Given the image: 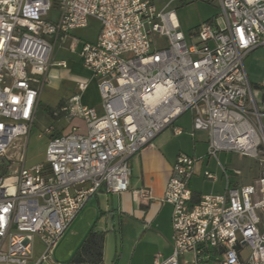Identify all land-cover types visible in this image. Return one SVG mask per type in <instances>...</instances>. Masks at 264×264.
I'll return each instance as SVG.
<instances>
[{"label": "built area", "instance_id": "1", "mask_svg": "<svg viewBox=\"0 0 264 264\" xmlns=\"http://www.w3.org/2000/svg\"><path fill=\"white\" fill-rule=\"evenodd\" d=\"M174 1L158 10L153 0H0V264L51 263L86 202L101 190L129 191L131 158L187 111L195 129L208 131V156L252 157L259 176L237 185L223 169L224 193L195 202L196 160L179 153L161 199L172 207V252L153 264H181L187 253L193 264H264V102L244 68L264 48V0H217L222 21L199 25L188 40ZM90 19L99 23L97 39L71 52L98 79L101 112L71 97L52 117L79 120L84 131L73 124L56 136L48 126L43 162L27 166L23 154L14 163L8 150L27 141L49 70L65 67L53 61L56 43ZM3 160L12 163L4 171Z\"/></svg>", "mask_w": 264, "mask_h": 264}, {"label": "crops", "instance_id": "2", "mask_svg": "<svg viewBox=\"0 0 264 264\" xmlns=\"http://www.w3.org/2000/svg\"><path fill=\"white\" fill-rule=\"evenodd\" d=\"M91 20L93 19H90L89 22ZM99 28L94 40L90 42L97 39ZM78 49L75 48V51H78ZM72 53H75L78 58L76 64L73 65L78 66L82 71L88 73V78L87 76H79L80 80L77 82V87L73 89L72 94L64 93L52 102L48 101L47 96L44 101L42 100L41 91L43 86L39 95L36 121L40 110L49 119V126L54 127V122L63 120L64 118L54 119L52 115H49L43 110V107L55 109L58 105H63L75 95L80 96V102L83 106L92 107L98 112H101V98L97 87L98 79L93 76L91 71L84 67L78 54L76 52ZM53 61L54 63L64 62L65 67L62 68H68V63L65 60H56L54 53ZM60 68L53 66L49 70L48 84L54 78L60 76ZM80 83L87 84L85 90L82 92L78 89ZM58 88L59 86L57 84ZM184 114L186 112L180 115L170 127L161 132L150 145L146 146L139 154L131 158L129 191L115 195L101 190L86 202L78 213L80 214L79 217L77 216L75 218L76 225L71 235L78 239L84 238L91 228L105 233L102 255L103 264H153L155 258L162 261L170 256L173 245L171 226L172 207L170 204L162 202L161 199L176 156L182 153L179 149L170 150L168 145L174 141V138L179 139L185 133L184 128L181 126L182 124H180L181 117ZM64 120L67 126L73 125L72 123L74 121L69 122L66 119ZM77 123L81 127L82 122L78 120ZM190 123L193 128V112L190 116ZM54 129L56 136L67 133L64 132V128ZM175 129H179L181 133L175 134ZM195 130L200 134V141L208 144L207 129L202 127L201 129ZM191 135L195 139V133ZM205 171L207 170H204L203 173ZM227 172L229 171L227 170ZM194 175H196V163ZM192 177L189 186L193 193V200L195 201L204 195L193 190L191 186ZM217 181L218 178L216 177V180L213 182ZM140 191H147L149 198L141 197ZM84 233L86 234L84 235ZM185 255L182 258L181 264H193V255L191 261H186ZM219 262L220 259H216L205 264H220ZM49 264H54L53 260Z\"/></svg>", "mask_w": 264, "mask_h": 264}, {"label": "rangeland", "instance_id": "3", "mask_svg": "<svg viewBox=\"0 0 264 264\" xmlns=\"http://www.w3.org/2000/svg\"><path fill=\"white\" fill-rule=\"evenodd\" d=\"M171 0H153L156 8L159 10ZM171 8L175 10L180 29L186 39L188 40L190 34L195 29L209 21H222L221 8L217 0H175L171 4ZM49 17L53 20L57 19V13L53 10ZM98 23L94 20L89 22L87 28L75 29L68 35L63 42H57L54 47V55L56 60H65L68 63V68H60V76L53 79L49 84H45L41 97L44 101L46 96L48 101L52 102L64 93L72 94L73 89H76L77 82L80 80L79 76L88 78V73L82 71L76 64L78 61L75 53L70 50L72 45L74 48H79L82 41H92L96 36L98 30ZM244 68L251 85L256 102L260 106L262 104V97L260 91L256 86L264 82V48L260 47L249 53L244 59ZM71 74V75H70ZM67 75V76H66ZM73 76V77H72ZM59 88L57 89V84ZM55 86V87H54ZM192 111H187L181 117L180 124L184 128L185 133L181 138L172 141L168 146L170 150H180L182 153L194 157L196 160V175L192 177L191 186L193 190L202 195H220L226 188V177L223 175V169L228 170L230 180L232 183L239 185H250L259 176V163L254 158L249 156H241L233 152H219L216 157L207 155L208 144L200 141V134L195 128L191 126L190 116ZM78 120L72 124L77 125ZM49 119L39 110L37 121L33 124L31 133L27 141H20L19 149L14 151L9 149L7 155L16 163L20 158L25 159V165H34L43 162L45 158V151L49 141V135L45 133V128L49 126ZM80 124V123H79ZM184 124V125H183ZM56 130L64 128V132H68L71 128L67 126L65 120L54 122ZM82 130L84 125L81 123ZM195 133V139L192 137ZM212 172L218 178L217 182L205 179L203 171ZM239 171V176H232L234 171ZM80 214H77L79 217ZM76 216V217H77ZM75 217V218H76ZM75 220V219H74ZM72 221L67 231L61 236L53 251L52 260L54 264H68L75 249L81 242V239L71 235L76 225V220ZM87 233V232H86ZM84 233V235L86 234ZM40 250V248H38ZM192 254L185 255L186 261H191ZM216 264V263H214Z\"/></svg>", "mask_w": 264, "mask_h": 264}, {"label": "trees", "instance_id": "4", "mask_svg": "<svg viewBox=\"0 0 264 264\" xmlns=\"http://www.w3.org/2000/svg\"><path fill=\"white\" fill-rule=\"evenodd\" d=\"M210 21L212 20H209L207 22ZM256 88L260 91L262 101L264 102V84L262 83L261 85L256 86ZM60 106L61 105H58L55 109L43 107V110L49 115H52V113ZM3 163L5 167L3 168V171L12 165L10 161L6 162L5 160H3ZM197 201L198 200H195V202ZM104 237V232H98L94 228H91L75 249L68 264H103L102 255Z\"/></svg>", "mask_w": 264, "mask_h": 264}]
</instances>
